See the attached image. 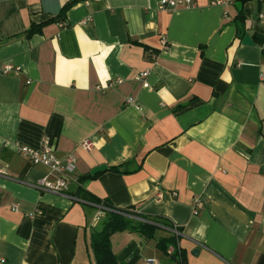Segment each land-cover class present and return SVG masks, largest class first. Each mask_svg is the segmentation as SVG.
<instances>
[{
    "label": "crops",
    "instance_id": "0c3cea01",
    "mask_svg": "<svg viewBox=\"0 0 264 264\" xmlns=\"http://www.w3.org/2000/svg\"><path fill=\"white\" fill-rule=\"evenodd\" d=\"M68 1L0 0V264H93L87 193L174 223L156 237L184 257L125 230L121 263L264 264V0ZM20 145L74 154L81 195L40 188Z\"/></svg>",
    "mask_w": 264,
    "mask_h": 264
},
{
    "label": "trees",
    "instance_id": "16d2710c",
    "mask_svg": "<svg viewBox=\"0 0 264 264\" xmlns=\"http://www.w3.org/2000/svg\"><path fill=\"white\" fill-rule=\"evenodd\" d=\"M77 1L78 0L68 1L63 6L61 14L65 15L67 10L70 9ZM240 19L244 20V16L240 15ZM55 20H57L56 17L40 24L34 23L27 33L32 34L34 32L40 31L45 24ZM129 164L130 163L122 164L120 166H113L110 169L116 172L125 173L134 172L139 169V167L130 169ZM97 175L98 174L81 175L78 181L79 183H85L88 179L96 178ZM81 190L82 187L80 186L77 188L74 194L80 196ZM87 194L89 197L88 199L110 208V210H107L104 213L102 219L94 225L90 233L89 246L94 256L93 264H125L119 262L116 259L111 240L114 233L125 230L141 233L149 239H156L158 248L171 258L176 259L179 257V255L184 257V250L179 247L177 240L178 237L174 232L169 236L156 237V231L158 229H172L174 227V223L170 218L164 215H146L138 213L132 208L114 207L112 203L107 200H102L91 193ZM170 247L174 248L173 253L169 252Z\"/></svg>",
    "mask_w": 264,
    "mask_h": 264
},
{
    "label": "built area",
    "instance_id": "2783aa9c",
    "mask_svg": "<svg viewBox=\"0 0 264 264\" xmlns=\"http://www.w3.org/2000/svg\"><path fill=\"white\" fill-rule=\"evenodd\" d=\"M222 2V1H219ZM224 2V1H223ZM193 4L192 0H161L160 8L164 10H174L181 6H190ZM263 18L264 14H260ZM164 48L168 47V41L163 40ZM12 66L6 65L4 72H10ZM149 71H143L139 74V79L143 82L144 87H151L148 81ZM118 83L122 80L118 79ZM129 102H132L130 98ZM85 149H91L92 143L89 140L82 142L81 144ZM19 150L22 154L29 159L33 165H43L49 169L48 173L44 175L39 181L38 186L45 191L66 194L70 192V185L76 181L75 173L77 169V158L74 154H69L65 157L60 156L53 148L49 146H43L41 148L30 147L27 145H20ZM0 173H5L4 170H0ZM15 209H18V205H14ZM110 210V208L100 205V209L94 218L95 224L98 223L104 213ZM174 248L170 247L169 252L173 253ZM146 264L153 262L152 258L145 259ZM174 264H186L184 260L177 259Z\"/></svg>",
    "mask_w": 264,
    "mask_h": 264
},
{
    "label": "water",
    "instance_id": "95a60500",
    "mask_svg": "<svg viewBox=\"0 0 264 264\" xmlns=\"http://www.w3.org/2000/svg\"><path fill=\"white\" fill-rule=\"evenodd\" d=\"M243 42L245 44H249V45H252L253 44V41H252V38L249 36V35H246L243 39ZM108 167L107 165L103 164V165H100V166H97L95 168H93L90 173H88L87 175H96L104 170H106ZM76 187H77V184L74 182V183H71L70 185V191L74 192L76 190Z\"/></svg>",
    "mask_w": 264,
    "mask_h": 264
},
{
    "label": "rangeland",
    "instance_id": "374dc122",
    "mask_svg": "<svg viewBox=\"0 0 264 264\" xmlns=\"http://www.w3.org/2000/svg\"><path fill=\"white\" fill-rule=\"evenodd\" d=\"M92 251V250H91Z\"/></svg>",
    "mask_w": 264,
    "mask_h": 264
}]
</instances>
